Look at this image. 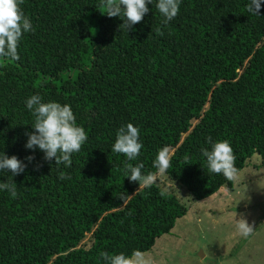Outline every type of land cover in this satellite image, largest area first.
Here are the masks:
<instances>
[{"label":"trees","instance_id":"obj_1","mask_svg":"<svg viewBox=\"0 0 264 264\" xmlns=\"http://www.w3.org/2000/svg\"><path fill=\"white\" fill-rule=\"evenodd\" d=\"M100 2L24 0L34 31L22 36L18 61L0 59V155L27 165L15 176L0 171L17 191L0 190V264H105L102 252L150 250L185 207L155 182L138 191L125 165L157 174L164 147L174 149L165 173L196 199L233 187L207 171L208 137L230 142L238 172L254 153L264 166V0L259 15L247 11L250 0H181L167 25L149 3L129 30ZM34 94L69 104L84 127L71 167L25 147ZM129 122L143 145L134 161L111 150ZM89 233L91 246H79Z\"/></svg>","mask_w":264,"mask_h":264},{"label":"clouds","instance_id":"obj_2","mask_svg":"<svg viewBox=\"0 0 264 264\" xmlns=\"http://www.w3.org/2000/svg\"><path fill=\"white\" fill-rule=\"evenodd\" d=\"M181 0H101L98 8L109 17L119 16L124 23L119 27L129 30L133 25L139 23L149 12V3H154L155 8L165 18L163 24L167 25L177 16L180 10ZM24 0H0V59H20L18 44L24 33L34 31L31 20L24 14L21 5ZM261 0H250L247 11L253 15H259ZM158 35H163L160 29H156ZM26 106L35 117L32 124L34 131L27 133V149L39 148L44 152V159L51 162L55 159V165L61 164L71 167L72 154L79 152L82 145L88 139L83 126L78 125L76 116L69 104L50 101L43 102L38 94L31 95L26 100ZM211 148H202V155L206 158L207 171L209 173L223 174L229 181H236L238 169L235 166V156L228 140L213 142L208 137ZM143 145L140 141V130L129 122L121 126L116 132L112 152L123 154L128 161H134L140 155ZM28 161L33 156L26 158ZM27 167L17 156L9 157L3 153L0 155V171L7 170L13 176L22 173ZM153 167L159 174H163L170 167V154L167 147L158 150ZM143 163L133 166L131 163L125 165V177L131 182H139V189L150 187L156 180L157 175L153 173L142 174ZM61 180L70 179L69 176L60 172ZM0 190H7L12 198L17 197L16 185L12 182L0 183ZM137 191V192H138ZM163 195V193H162ZM120 198L126 203L124 195ZM239 232L247 237L253 232V227L241 218L237 225ZM105 264H153L150 256L141 250H134L130 254L120 252L110 255L102 252Z\"/></svg>","mask_w":264,"mask_h":264},{"label":"rangeland","instance_id":"obj_3","mask_svg":"<svg viewBox=\"0 0 264 264\" xmlns=\"http://www.w3.org/2000/svg\"><path fill=\"white\" fill-rule=\"evenodd\" d=\"M168 150L170 155L174 151ZM156 175L155 183L179 198L185 214L144 252L153 264H264V166L259 153L247 160L232 189L224 186L204 199L194 198L168 174ZM241 218L253 227L247 237L236 227ZM92 242L89 233L79 246Z\"/></svg>","mask_w":264,"mask_h":264}]
</instances>
